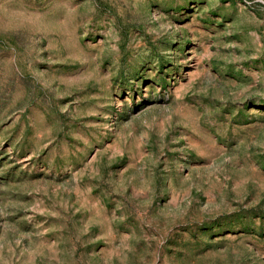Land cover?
Returning a JSON list of instances; mask_svg holds the SVG:
<instances>
[{"label": "rangeland", "instance_id": "rangeland-1", "mask_svg": "<svg viewBox=\"0 0 264 264\" xmlns=\"http://www.w3.org/2000/svg\"><path fill=\"white\" fill-rule=\"evenodd\" d=\"M0 264H264V0H0Z\"/></svg>", "mask_w": 264, "mask_h": 264}]
</instances>
